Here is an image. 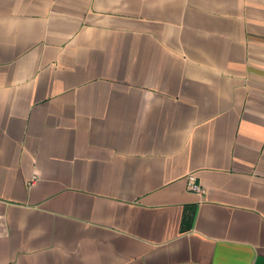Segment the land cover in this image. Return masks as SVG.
Segmentation results:
<instances>
[{
  "label": "crops",
  "instance_id": "crops-1",
  "mask_svg": "<svg viewBox=\"0 0 264 264\" xmlns=\"http://www.w3.org/2000/svg\"><path fill=\"white\" fill-rule=\"evenodd\" d=\"M0 264H264V0H0Z\"/></svg>",
  "mask_w": 264,
  "mask_h": 264
},
{
  "label": "built area",
  "instance_id": "built-area-1",
  "mask_svg": "<svg viewBox=\"0 0 264 264\" xmlns=\"http://www.w3.org/2000/svg\"><path fill=\"white\" fill-rule=\"evenodd\" d=\"M192 180H195L194 178H192ZM189 188L193 191H197V192H202L203 191V188L202 186L197 183L196 181H192L189 185Z\"/></svg>",
  "mask_w": 264,
  "mask_h": 264
}]
</instances>
